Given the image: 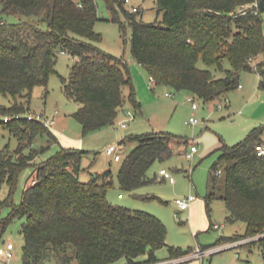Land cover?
<instances>
[{"label": "trees", "instance_id": "trees-1", "mask_svg": "<svg viewBox=\"0 0 264 264\" xmlns=\"http://www.w3.org/2000/svg\"><path fill=\"white\" fill-rule=\"evenodd\" d=\"M105 1L114 16L124 12L132 28V54L157 84L210 100L239 86L242 70L254 69L261 74L259 87L264 88V60L254 64L264 52V11L260 6L239 11L255 0H156L163 14L159 22L138 18L140 10L126 9L125 0ZM0 5L4 13L25 16L16 22L0 21V92L13 99L10 105L0 102V114L12 116L0 123L19 141L15 150L0 149V184L9 185V195L0 198V240L10 221L19 216L25 218L24 264H45L51 256L61 264H143L162 260L157 250L164 246L168 247L165 258L192 251L193 247L167 244V226L157 215L112 203L107 196L113 185L110 170L103 181L99 175L82 180L87 150L61 145L48 159L36 162L44 148L31 146L37 135L59 139L42 121L26 116L27 104L36 85H47L60 51L75 57L70 76H62V81L67 95L79 103L74 116L85 133L115 122L126 87L129 98L140 106L127 60L96 44L102 38L94 29L98 0H0ZM200 60L206 65L201 66ZM17 113L22 116L14 117ZM263 133L264 125L257 126L240 142H223L219 147L220 158L228 161L224 169L214 164L225 173L219 197L227 205V219L245 221L246 230L233 237L220 236L217 244L264 232V154L256 149L264 142ZM128 139L137 145L119 160L118 176L121 188L130 192L156 180L157 175L149 174L153 164L171 156L176 142H188L167 131ZM28 166L34 168L32 178L16 205L12 195L20 172ZM217 176L213 174V179ZM216 196L210 192L207 200ZM5 206L11 211L2 216ZM255 242L262 243L264 252V235L251 243Z\"/></svg>", "mask_w": 264, "mask_h": 264}, {"label": "rangeland", "instance_id": "rangeland-1", "mask_svg": "<svg viewBox=\"0 0 264 264\" xmlns=\"http://www.w3.org/2000/svg\"><path fill=\"white\" fill-rule=\"evenodd\" d=\"M124 5L130 11H135L134 6L138 7L140 10L138 18L146 22H159L163 18L156 0H130L124 2ZM20 18L24 19L25 16L4 13L0 5V21L4 19L8 22H16ZM30 18L35 19L33 16ZM94 29L102 36L101 40L96 42L100 48L116 56H123L127 60L135 86L136 99L140 106H136L129 98V88L126 87V98L115 122L85 133L83 125L74 116L79 103L67 95L62 81V76H70L75 57L70 52L60 51L56 70L51 73L47 85H36L27 104V112L52 114L56 109L60 111L56 122L50 126L59 142L49 141L47 133L37 135L31 146L37 149L44 148L36 158V162L48 159L60 149L61 145L85 149L88 152L82 159L81 179L89 180L92 176L99 175V181H103L104 173L110 170L113 185L108 190V199L112 203L146 210L160 217L167 226L168 245L182 248H194L199 245L221 246V250L208 257L210 264H233V262L264 264L262 243H251L258 239L240 241L244 237L225 238V241L217 244L220 236L233 237L236 233H244L246 222L243 220L231 222L227 219V205L219 197L224 190L225 173L222 171L215 180L213 179V174L217 170L214 164L224 169L228 162L220 158L219 147L222 143L232 145L240 142L253 128L264 125V88L258 86L260 80L258 72L242 70L239 80L242 87L237 86L220 98L204 100L186 89L151 82L149 72L132 54V28L122 10L114 16L106 1L98 0V19L95 21ZM199 64L206 65L202 60ZM225 65L230 67L228 61ZM211 68L214 69V66ZM216 74L219 76L223 73L216 71ZM167 92L174 96L166 95ZM189 96L194 97L200 105L194 111L199 119L195 124L188 122L193 114L191 103L187 100ZM0 102L10 105L13 102L12 96L0 92ZM128 111L132 112L133 118L128 126L123 128L119 123L128 119ZM3 118L4 116L0 114V119ZM154 131L173 132L184 137L188 142H176L171 156L157 160L153 164L149 174H157L156 180L145 184L135 192L122 189L118 176L121 161H116L113 156L108 155L105 148L111 143L118 142L122 157L126 156L137 145V141L128 139L129 136ZM123 139L125 141L120 142ZM18 143V137L0 123V149L8 147L10 150H15ZM191 143H195L198 150L193 158L189 159L185 151ZM163 167L173 174L174 182L159 173ZM33 169L32 166L25 167L19 174L12 195L16 205L21 202L23 190L28 180L32 178ZM213 191L218 196L207 200V195ZM119 193L124 194L123 198L118 197ZM190 193L196 194L197 199L189 209L184 210L175 200ZM8 195L9 185L3 182L0 184V198L5 199ZM10 211L11 207L5 206L2 216H7ZM24 221V217L13 218L3 232L0 245L6 241H13L15 247L11 258L5 260L0 256V264H24L22 233ZM215 223L220 224L221 227H215ZM258 234L260 237L264 232ZM157 253L161 258L164 257L159 264H174L167 262L165 258L168 254L167 246L158 249ZM45 264L61 263L56 256H51L46 259ZM185 264H198V261L193 260Z\"/></svg>", "mask_w": 264, "mask_h": 264}, {"label": "built area", "instance_id": "built-area-1", "mask_svg": "<svg viewBox=\"0 0 264 264\" xmlns=\"http://www.w3.org/2000/svg\"><path fill=\"white\" fill-rule=\"evenodd\" d=\"M126 2H130V0H125ZM260 0H255L254 3H251L250 5L244 4L239 8L240 12H245L246 9L248 8V6H260ZM134 10L137 11L138 7L134 6ZM61 52H66L65 50H62ZM150 80L152 83H156V79L153 75H150ZM239 86L241 87L242 84L240 83ZM166 95L168 96H174L172 93L167 92ZM190 103H191V108L193 109V114L192 116L189 118L188 122L191 124H195L197 122H199V119L197 118L196 114L194 111H196L199 108V103L195 100L194 97L189 96L187 99ZM60 111L58 109H56L52 114H47V113H34V112H30L28 111L26 113V116L29 119H37L42 121L46 126L50 127L52 124H54L56 122L57 119V114ZM129 117L126 120L121 121L119 124L121 127L125 128L128 126L129 121L133 118V114L131 111H128ZM22 114L17 113L14 117H21ZM12 118L11 115H6L4 117L5 121H8ZM256 149L258 151V154L262 155L264 154V142H260L256 145ZM198 150V147L195 143H192L189 148L185 151L186 156L191 159L193 158L194 153ZM105 152L110 155L113 156V158L116 161L121 160L122 158V154L120 152V144L118 142H114L109 144L106 148H105ZM159 173L164 176L166 179L170 180L171 182L175 181V177L173 176V174L165 167L161 168ZM217 175H220L222 173V169H218L216 171ZM34 182V181H33ZM124 194L123 193H119V197H123ZM197 199V195L194 193H190L184 197H177L176 198V203L178 204V206H180L182 209H189L191 204L193 203V201H195ZM178 216V214H177ZM215 227H221L220 224L215 223L214 224ZM264 235V234H263ZM261 235V236H263ZM260 236V237H261ZM259 234L258 235H253V236H247L242 238L240 241H248V240H253V239H259ZM15 244L13 241H6L4 242L2 245H0V256L3 257L5 260L11 258L13 256V250H14ZM231 247V246H230ZM222 247L221 246H196L192 249V251L187 252L183 255L177 256V257H172V258H167V262L169 263H184V262H189V261H193L196 260L198 261V264H210V262L208 261V257H210L211 255H213L215 252L221 250ZM207 258V260H206ZM160 261L155 262V263H143V264H159ZM233 264H239L238 262H233Z\"/></svg>", "mask_w": 264, "mask_h": 264}, {"label": "crops", "instance_id": "crops-1", "mask_svg": "<svg viewBox=\"0 0 264 264\" xmlns=\"http://www.w3.org/2000/svg\"><path fill=\"white\" fill-rule=\"evenodd\" d=\"M264 60V55H263V53L262 54H259L256 58H255V60H254V64L255 63H258V62H260V61H263ZM254 70V69H253ZM255 71H257V70H255ZM258 72V71H257ZM258 74H259V76H260V79H261V74L258 72ZM260 81V80H259ZM258 86H259V83H258ZM240 87V86H239ZM242 87V86H241ZM264 138V137H263ZM192 144V143H191ZM190 144V145H191ZM189 147H187L186 148V150L188 149ZM155 175H157V174H155ZM157 177H158V175H157ZM118 197H119V194H118ZM119 198H123V197H119ZM176 202V201H175ZM158 254V253H157ZM168 255V254H167ZM159 256V255H158ZM160 257V256H159Z\"/></svg>", "mask_w": 264, "mask_h": 264}, {"label": "water", "instance_id": "water-1", "mask_svg": "<svg viewBox=\"0 0 264 264\" xmlns=\"http://www.w3.org/2000/svg\"><path fill=\"white\" fill-rule=\"evenodd\" d=\"M259 2H260L261 11H264V2H263V0H260ZM106 172H108V170Z\"/></svg>", "mask_w": 264, "mask_h": 264}]
</instances>
